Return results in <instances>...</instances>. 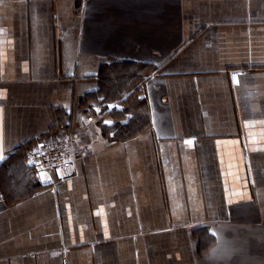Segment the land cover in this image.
<instances>
[{"label":"crops","instance_id":"obj_1","mask_svg":"<svg viewBox=\"0 0 264 264\" xmlns=\"http://www.w3.org/2000/svg\"><path fill=\"white\" fill-rule=\"evenodd\" d=\"M118 61L147 122L101 142L79 99ZM0 264H264V0H0Z\"/></svg>","mask_w":264,"mask_h":264},{"label":"trees","instance_id":"obj_2","mask_svg":"<svg viewBox=\"0 0 264 264\" xmlns=\"http://www.w3.org/2000/svg\"><path fill=\"white\" fill-rule=\"evenodd\" d=\"M141 63L139 62H125L118 61L110 64H105V67L101 68L98 79L99 89L94 91L91 95H84L79 99V104L81 106L89 107L90 101H95L97 107H91L92 111L98 115L99 113L105 111L107 107L106 103L114 101L116 99H121L122 103L126 106V99H122V94L125 90L130 88L129 80L133 78L134 72L141 68ZM142 101L139 99L138 102L132 106H124L123 108L113 109L110 113L113 115L112 122L108 124H100L102 134L104 136L111 137L112 141H117L119 139H124L133 134L144 129L147 122V114L140 107ZM88 105V106H87ZM11 189H17L18 186L22 185L26 180L20 174L8 177ZM36 184L33 185L34 186ZM14 190V191H15ZM19 196V195H18ZM24 196V194L22 195ZM21 197V195H20ZM17 198V195H15Z\"/></svg>","mask_w":264,"mask_h":264},{"label":"built area","instance_id":"obj_3","mask_svg":"<svg viewBox=\"0 0 264 264\" xmlns=\"http://www.w3.org/2000/svg\"><path fill=\"white\" fill-rule=\"evenodd\" d=\"M66 135L50 137L36 143L32 150L36 175L41 182L50 180V174L56 170L60 177L73 173V145Z\"/></svg>","mask_w":264,"mask_h":264},{"label":"rangeland","instance_id":"obj_4","mask_svg":"<svg viewBox=\"0 0 264 264\" xmlns=\"http://www.w3.org/2000/svg\"><path fill=\"white\" fill-rule=\"evenodd\" d=\"M139 80V79H138ZM137 80V81H138ZM128 103H130V101L129 100H127V104ZM86 115L87 116H89L90 115V117L94 120L91 124H90V127H88L89 128V130L87 129L85 132H87L86 133V135H89V136H91V137H95L97 140L99 139L101 142H108V141H110L111 140V137H110V135L109 136H104L103 134H102V129H101V127L100 126H98V123H97V121H98V116H96V114L94 113H91V112H88V113H86ZM66 117H64V115L62 114V113H59V120H68V119H65ZM76 122V121H75ZM95 122V123H94ZM68 127H71V126H69L68 125ZM59 135L61 134V133H58ZM59 135H57V136H59ZM85 135V136H86Z\"/></svg>","mask_w":264,"mask_h":264}]
</instances>
